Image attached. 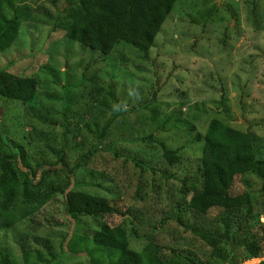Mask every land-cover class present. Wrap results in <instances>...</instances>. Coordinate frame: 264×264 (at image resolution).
<instances>
[{
  "label": "rangeland",
  "instance_id": "rangeland-1",
  "mask_svg": "<svg viewBox=\"0 0 264 264\" xmlns=\"http://www.w3.org/2000/svg\"><path fill=\"white\" fill-rule=\"evenodd\" d=\"M0 1L10 18L27 12L16 43L0 52V71L39 82L32 103L0 98V163L18 156L14 182L0 187V202H10L18 217L7 230L0 221V264H88L71 242L75 236L91 250L102 224H124L136 252L153 241L165 258L199 264H230L223 260L231 252L243 264V244L252 239L264 250V182L254 175L236 178L234 187L253 197L261 226L254 219L252 231L238 232L219 210L201 216L188 206L200 182L203 141L196 137L204 139L212 119L252 132L264 146V0H177L146 58L125 44L109 56L71 44L62 29L68 0ZM106 92L118 102L101 105ZM160 143L179 153L178 163L164 159ZM91 151L73 186L109 199L118 214L76 223L61 196L44 197ZM39 165L46 166L42 184L27 185ZM227 228L238 234L233 246L212 256L199 235L222 237Z\"/></svg>",
  "mask_w": 264,
  "mask_h": 264
},
{
  "label": "trees",
  "instance_id": "trees-1",
  "mask_svg": "<svg viewBox=\"0 0 264 264\" xmlns=\"http://www.w3.org/2000/svg\"><path fill=\"white\" fill-rule=\"evenodd\" d=\"M176 2L177 0H68V7L62 12L64 21L62 29L65 38L71 44L78 43L82 47L99 52L102 56L111 55L117 47L125 44L146 58ZM2 10L0 7L1 53L16 43L23 23L21 16L24 15L25 19L27 16L26 11H15L16 15L10 18ZM38 90L37 79L0 71L1 99L29 104L36 99ZM102 90L98 89L97 93H103ZM106 94L105 99L99 102L101 105L107 107L110 99L118 102L114 93ZM122 112L126 113L127 109H123ZM45 123L51 125L48 119ZM109 129L110 123L103 128L101 139L106 138ZM196 140L203 141L200 182L191 188L193 195L188 202L189 209L201 216L208 215L212 210L224 212L234 218L238 232L252 231L254 219L257 222L255 227L261 226L260 216L253 214L251 193L234 190L236 178L240 176L251 174L264 182V146L259 149L257 136L250 131L234 129L220 119H212L204 139L198 135ZM160 146L167 162L171 165L179 162L177 151H171L161 143ZM16 154L5 157L0 163L3 172L0 176V187L14 182L15 172L12 164L17 163ZM92 154L93 151L82 156L72 169H62L67 175L66 181L51 182L44 197L45 200H50L61 196L65 213L76 223L83 218L104 220L118 214L109 199L76 190L73 186L74 176ZM62 157L63 151L59 154L60 161ZM45 167L39 165L36 171L29 172L27 185L42 184V181L38 180V175L41 178ZM0 221L3 230L14 227L18 222L16 212L8 201L0 202ZM177 222L182 224L179 219ZM237 235L236 233L230 235L227 228L222 237L211 234H200L199 237L212 248V256L221 258L222 246L225 244L231 248ZM80 241L85 243L84 240ZM80 241L74 236L70 245L71 250L74 253L85 250L88 264H199L194 258H165L162 248L153 241L140 252L132 250L129 233L124 224L114 227L102 224L89 242L91 250L82 248L83 242ZM243 247L247 261L262 259L264 256L258 239L244 243ZM223 261L238 264L232 252Z\"/></svg>",
  "mask_w": 264,
  "mask_h": 264
},
{
  "label": "built area",
  "instance_id": "built-area-1",
  "mask_svg": "<svg viewBox=\"0 0 264 264\" xmlns=\"http://www.w3.org/2000/svg\"><path fill=\"white\" fill-rule=\"evenodd\" d=\"M261 259H252V260H249V261H246L245 263L243 264H255L256 262H259Z\"/></svg>",
  "mask_w": 264,
  "mask_h": 264
}]
</instances>
